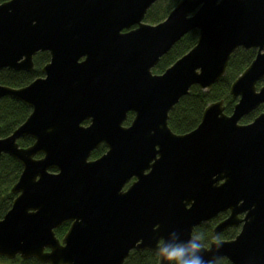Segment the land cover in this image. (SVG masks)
Returning a JSON list of instances; mask_svg holds the SVG:
<instances>
[{"label": "water", "instance_id": "1", "mask_svg": "<svg viewBox=\"0 0 264 264\" xmlns=\"http://www.w3.org/2000/svg\"><path fill=\"white\" fill-rule=\"evenodd\" d=\"M157 1L0 5V72H32L34 57L50 54L44 78L0 85V100L31 110L0 137V156L22 167L0 217V258L124 264L132 251L157 255L173 231L196 238L194 229L229 212L213 234L241 225L239 234L201 245L204 259L264 264V112L240 124L264 105V0H180L162 22L147 24ZM195 30V46L153 74ZM240 49L256 55L230 86L232 114L223 101L212 103L193 131L174 134L170 111L192 87L210 91ZM22 138L33 144L21 148ZM100 146L105 154L90 160ZM63 224L70 226L59 240L54 231Z\"/></svg>", "mask_w": 264, "mask_h": 264}, {"label": "trees", "instance_id": "2", "mask_svg": "<svg viewBox=\"0 0 264 264\" xmlns=\"http://www.w3.org/2000/svg\"><path fill=\"white\" fill-rule=\"evenodd\" d=\"M180 0H160L148 11L145 22L151 25L162 22L169 12ZM197 31H192L183 37L153 69L156 75L162 74L168 67L179 58L189 52L196 44ZM256 55L255 51L238 50L230 58L225 76L216 83L208 92L199 90L194 86L187 96L180 99L178 104L170 111L168 127L176 135H184L193 131L200 123L205 108L218 101L224 102L225 114L231 115L236 100L229 95L231 84L251 64ZM49 61L45 53H40L34 58V70L30 73L3 70L0 72V85L10 88H22L29 85L35 79L41 77V68ZM261 85H264V81ZM31 110L22 103L11 98L0 100V137L5 138L13 133L30 115ZM264 112V105L243 117L240 124L251 123L259 114ZM132 120V114L128 115L125 125ZM85 122L84 125H87ZM20 147L27 148L33 144L31 139L25 138L18 141ZM105 152L100 147L91 154V159L101 157ZM22 172L21 165L7 155L0 156V217H3L11 208L15 196L11 193L13 185L17 182ZM69 224H63L54 231L57 239L61 240L69 229ZM212 224L197 227L193 235L198 238L202 246H208L215 240L212 234ZM237 234L236 230L225 233L221 239L229 240ZM0 261L9 264H41L34 259L23 261L19 257L12 261L0 258ZM124 264H158L157 255L149 252L132 251ZM215 264H230L226 259H221Z\"/></svg>", "mask_w": 264, "mask_h": 264}, {"label": "clouds", "instance_id": "3", "mask_svg": "<svg viewBox=\"0 0 264 264\" xmlns=\"http://www.w3.org/2000/svg\"><path fill=\"white\" fill-rule=\"evenodd\" d=\"M156 253L160 264H212L204 259L199 239L182 240L175 231L169 233Z\"/></svg>", "mask_w": 264, "mask_h": 264}, {"label": "flooded vegetation", "instance_id": "4", "mask_svg": "<svg viewBox=\"0 0 264 264\" xmlns=\"http://www.w3.org/2000/svg\"><path fill=\"white\" fill-rule=\"evenodd\" d=\"M9 1H12V0H0V5L1 4H3V3H6V2H9ZM40 53H45V54H47L48 55V57H49V61L41 68V77H39V78H44V75H43V73H42V69L50 62V54L48 53V52H39L38 54H40ZM37 54V55H38ZM36 55V56H37ZM35 56V57H36ZM34 57V58H35ZM33 65H34V59H33ZM6 70H8V69H6ZM34 70V69H33ZM3 71V70H2ZM12 71V70H11ZM16 72V71H15ZM19 72H25V71H19ZM26 73H30V72H26ZM152 73H153V71H152ZM38 79V78H37ZM36 80V79H35ZM264 81V80H263ZM33 82V81H32ZM31 82V83H32ZM259 86H261V85H259ZM16 101V100H15ZM132 118H133V115H132ZM132 121V120H131ZM130 124H131V122L128 124V125H125V122H124V124H123V126L124 127H128V126H130ZM88 125V124H87ZM87 125H84V126H87ZM22 139H25V138H22ZM28 139H30V138H28ZM21 140V139H20ZM19 140V141H20ZM32 140V139H31ZM33 141V140H32ZM30 147V146H29ZM100 147H104V146H100ZM99 147V148H100ZM21 148H23V147H21ZM28 148V147H27ZM98 148V149H99ZM105 148V147H104ZM107 151V149L105 148V152ZM105 152H104V154H105ZM40 156H38L37 158H39ZM90 160H92L91 158H90ZM96 160V159H95ZM132 181H134V179H132L127 185H126V187L125 188H127L130 184H131V182ZM229 212H224V213H220L218 216H216L210 223H208V224H212L213 226H212V234H213V229H214V227L215 226H217L219 223H221L222 221H224V220H226L227 218H228V216H229ZM208 224H203V225H208ZM203 225H201V226H203ZM200 226V227H201ZM240 228H241V225H239V226H237V227H235V228H229V229H227L226 231H224L223 233H221V234H219V235H217V236H215L214 234V237H215V240H213L212 242H215V241H229V240H232V239H234L238 234H239V232H240ZM232 230H236L237 231V234L234 236V238H232V239H229V240H225V239H221L220 237H222V235H224L225 233H227V232H230V231H232ZM211 242V243H212ZM210 243V244H211ZM209 244V245H210ZM208 245V246H209ZM207 247V246H206Z\"/></svg>", "mask_w": 264, "mask_h": 264}, {"label": "rangeland", "instance_id": "5", "mask_svg": "<svg viewBox=\"0 0 264 264\" xmlns=\"http://www.w3.org/2000/svg\"><path fill=\"white\" fill-rule=\"evenodd\" d=\"M262 83H263V82H262ZM262 83H261V84H262ZM0 264H9V263H5V262L0 261Z\"/></svg>", "mask_w": 264, "mask_h": 264}]
</instances>
